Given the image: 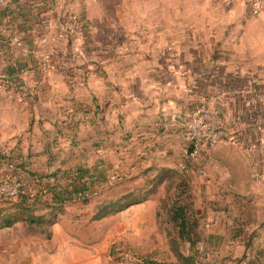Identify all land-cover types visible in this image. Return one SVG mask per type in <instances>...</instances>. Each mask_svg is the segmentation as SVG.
<instances>
[{"label": "rangeland", "instance_id": "rangeland-1", "mask_svg": "<svg viewBox=\"0 0 264 264\" xmlns=\"http://www.w3.org/2000/svg\"><path fill=\"white\" fill-rule=\"evenodd\" d=\"M80 6L79 12L85 11V0H80ZM200 11L211 19L189 22L181 17L170 20L163 16L136 22L112 21L110 28L98 20L93 22L98 28L86 30L78 40L59 31L55 37L56 28L45 27L40 21L34 30V44L29 51L26 49L25 70L14 69L8 78L3 70H9L6 61L0 62V184L21 181L30 187L35 184L32 178L37 177L47 188L45 196L25 200L34 219L42 220L14 224H48L47 219L58 224L42 225V233L25 247L23 254L27 255L33 254L35 246L39 247V261L16 260L15 247L4 245L8 233L0 234V264H61V256L70 252L93 255L89 264H115L121 257L145 264H182L177 251L191 256V264H264V178L248 194L252 198L240 201L241 206L231 194L223 196L219 191L215 195L212 191L204 195L199 180L205 173L199 166L181 170L178 163L160 164L150 173L146 165L124 161L125 156L135 154L133 141L123 144L127 139L125 133L114 132L112 141L108 135V145L100 141L102 106L105 102L118 103V96L112 93L118 91L125 64L118 57L122 54L117 53L115 63L104 65L100 52L104 30L117 38V44H131L120 40L114 30L135 23L139 32L154 34L159 30L164 38L198 40L210 51L233 46L241 39L233 31L245 29V24L224 21L209 5ZM169 12L181 14L176 9ZM104 93H108L107 101L102 97L92 99L94 94ZM110 116V126L117 129L121 123L118 113ZM97 141L99 145L94 144ZM110 142L113 146L109 148ZM19 154L26 162L24 167ZM9 155L17 158L10 160ZM77 167L87 171L80 183L77 179L71 182ZM135 175L136 180L129 181ZM151 176H156V180L148 184ZM151 187L152 194L148 192ZM181 190L185 192L180 194ZM85 192L89 197H76ZM129 192H138L137 198L146 193L149 196L140 205L121 208L120 202L130 199ZM186 195L198 223L199 240L193 246L177 239L173 223L168 220L173 201H185ZM20 200L0 196V216L17 210L15 204ZM14 231L9 229V234ZM174 239L178 240L177 245ZM56 253L60 259H51L50 254Z\"/></svg>", "mask_w": 264, "mask_h": 264}, {"label": "crops", "instance_id": "crops-1", "mask_svg": "<svg viewBox=\"0 0 264 264\" xmlns=\"http://www.w3.org/2000/svg\"><path fill=\"white\" fill-rule=\"evenodd\" d=\"M208 5L215 13L222 15L224 21L245 24V29L233 31L236 36L241 35L233 46H221L217 51H210L198 40L171 36L164 38L159 30L154 34L139 32L135 23L114 30V35L122 38L120 40L131 43L120 45L116 43L117 38L113 39L104 30L100 50L105 59L104 65L107 67L115 63L117 53L122 54L118 57L125 64L124 72L118 79V91L112 93L118 96V103L105 102L102 106L100 124L103 136L100 141L108 145V135L112 141L114 132L119 130V133H125L127 139L123 144L125 146L133 141L135 154L128 158L125 156L124 161L128 160L127 163L135 166L146 165L150 173L160 164H179L184 146L182 132L185 114L204 100L212 99L220 109L228 137L213 146L203 147L197 164L188 166L204 169L205 174L199 180L204 186V195L212 191L216 195L220 191L223 196L231 194L233 197L249 198L251 196L248 194L253 192L256 182L264 178V11L251 15L243 2L225 3L223 0H85V11L81 12L80 0H15L9 6L0 8V57L7 58L0 59V62L6 61L5 65L11 73L14 69L25 70L28 66L25 61L26 49L29 51L34 44L32 39L37 23L41 21L45 27L49 25L54 28L69 13H83L84 36L86 30L95 31L98 28L93 23L98 20L110 28L112 21L136 22L156 20L163 16L170 20L181 17L189 22L201 18L206 20L207 17L211 19L207 13L204 15L200 11ZM170 9L181 11V14H172ZM162 10L167 13L159 12ZM12 36L21 40L19 48H13L9 43ZM130 39H134V42H130ZM214 51L217 54L215 57L212 56ZM230 54L233 55L230 57ZM132 72L133 76L130 75ZM101 97L106 99L109 96L108 93L103 96L94 94L92 99ZM115 112L121 122L117 129L110 126L113 118L110 115ZM94 144L100 143L97 141ZM112 146L110 142L108 147ZM18 157L24 165L23 156L19 154ZM136 177L129 178V181H135ZM32 179L34 183L42 184L37 177ZM155 180L156 176H151L147 182L152 184ZM152 187L148 191L150 194ZM137 193L129 192L130 199H138ZM149 193H146L144 201H133L124 206L146 202ZM124 203L120 202L121 205ZM41 220L36 218L35 221L39 223ZM47 222L0 226V234L8 233L4 245L15 247L16 260H40L37 246L32 256L23 252L27 244L42 233V225H58L53 224V219H47ZM9 229L16 231L9 234ZM50 255L51 259H60L57 253ZM90 255L66 253L61 256L60 263L89 264L93 260V255Z\"/></svg>", "mask_w": 264, "mask_h": 264}, {"label": "built area", "instance_id": "built-area-1", "mask_svg": "<svg viewBox=\"0 0 264 264\" xmlns=\"http://www.w3.org/2000/svg\"><path fill=\"white\" fill-rule=\"evenodd\" d=\"M15 0H0V8L9 5ZM225 3L240 1L247 5L251 15H259L264 11V0H223ZM56 37L57 31L72 40L83 38V25L76 13H69L64 19L60 20L55 26ZM9 43L16 48L21 46V40L17 36H12ZM48 58V56H46ZM9 78L8 69H3ZM184 129L182 132V140L184 143L182 149V160L179 162L181 170H186L189 164H197L200 152L203 147L213 146L228 137L225 124L220 112L212 99L204 100L200 104L194 106L184 116ZM202 172V170H200ZM47 193V188L43 184L35 183L28 187L21 181H11L0 184V196L9 199H16L19 196H26L34 199L43 197ZM77 198L89 197L88 193H79ZM115 264H145L142 260L121 257L116 260Z\"/></svg>", "mask_w": 264, "mask_h": 264}, {"label": "trees", "instance_id": "trees-1", "mask_svg": "<svg viewBox=\"0 0 264 264\" xmlns=\"http://www.w3.org/2000/svg\"><path fill=\"white\" fill-rule=\"evenodd\" d=\"M82 15H83V13L79 14L82 25H83L84 20L82 18ZM216 51H214L212 53L213 57L217 56ZM8 71H9V73H11L10 70H8ZM13 158L14 157L9 156L10 160L11 159L13 160ZM18 166H21V164H18ZM22 167H24V165H22ZM76 170L79 172V174L77 171H75L74 173L76 174V176L74 179H71V182H74L77 179V182L80 183V178L83 177V175H85L87 171L82 170V168H80V167H77ZM83 173H85V174H83ZM181 191L182 192L180 194H183V192H185V190H181ZM244 198L245 197L236 196L237 202L241 206H242V204L240 203V201L244 200ZM17 199H21L18 204H15V206L17 207V210L9 212L7 215L0 216V226H10L16 220H25V221L30 222V223L35 222V219H34L33 215L31 214V210L27 209L25 206V200L28 198L26 196L22 195V196L17 197L16 200ZM145 199H146V195H144L142 198H138L136 200L135 199H129V200L125 201V203L123 205H121V207H123L127 203H131L133 201H144ZM184 200L185 201H182V200H180V198H176L173 201L172 208L168 210V212H169L168 220H169V222L173 223V226L176 230L175 232L177 235L176 236L177 239L186 241L189 243L190 246H193L199 240V237L197 236L198 223L196 220L197 218L194 215V210H193V208H191L192 203H191V201H188V200H190V197L188 195H186L184 197ZM193 217H195V218H193ZM177 239L173 240L174 245H177V242H178ZM176 255H177L178 259H180L182 264H191V262H192L191 256H189V255L185 256L180 251H177Z\"/></svg>", "mask_w": 264, "mask_h": 264}]
</instances>
